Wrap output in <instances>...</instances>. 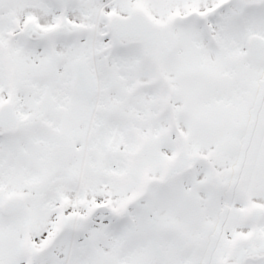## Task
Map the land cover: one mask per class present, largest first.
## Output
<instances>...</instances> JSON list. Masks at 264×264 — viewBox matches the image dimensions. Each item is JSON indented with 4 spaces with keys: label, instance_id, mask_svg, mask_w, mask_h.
Here are the masks:
<instances>
[{
    "label": "snow or ice",
    "instance_id": "obj_1",
    "mask_svg": "<svg viewBox=\"0 0 264 264\" xmlns=\"http://www.w3.org/2000/svg\"><path fill=\"white\" fill-rule=\"evenodd\" d=\"M0 264H264V0H0Z\"/></svg>",
    "mask_w": 264,
    "mask_h": 264
}]
</instances>
